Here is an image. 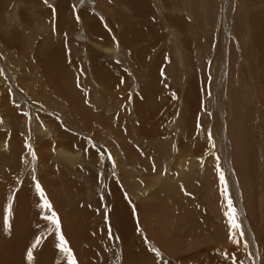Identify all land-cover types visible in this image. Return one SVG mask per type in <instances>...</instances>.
Listing matches in <instances>:
<instances>
[{
  "label": "rangeland",
  "instance_id": "rangeland-1",
  "mask_svg": "<svg viewBox=\"0 0 264 264\" xmlns=\"http://www.w3.org/2000/svg\"><path fill=\"white\" fill-rule=\"evenodd\" d=\"M3 1L4 2L0 3V5L3 6L4 9L2 8L3 11L1 10L0 14H4L5 12L3 19L6 20V23L2 24L3 26L7 27L4 28V34L10 36L11 34H8L14 32L17 29L22 30L24 23L23 21L20 22L17 17H15V15L17 12H20L28 7L29 4L27 0ZM40 1L43 2V4L46 3L51 8H54L57 3V0ZM83 1L78 0L77 2L75 1L71 3L76 12H78L77 9H84L86 6L94 11L96 10L95 12L98 14V16H100L106 27L111 30L109 25L106 24V13H102V11H100L101 13L98 12L99 6L97 1L91 0L89 5H87L86 0ZM256 1L253 0V2H248V0H211L212 4L214 5V9L212 11L215 13V18L211 19V21H209V19L206 22L205 19L202 20V17L204 16L202 11L203 7L200 5L199 7L198 4H194L193 0H191V4L189 3V6L187 5L188 11L177 8L172 11L173 5L170 9H161L160 0H150L149 14L151 15V18H156L160 22V26H162L161 30L163 38L160 40L157 46L153 45L150 40H147L138 44L136 48L138 51L140 50L139 52H144V54L141 53V55L144 57L147 63V66H145V68H147L146 73L154 71V66L156 65L155 63L158 62L155 58H158L156 57L157 55H161L160 61L162 62H158L161 65H157V67L159 66V69L161 66L159 72L165 79H163L162 83L165 85H172L170 88L172 87L173 89H169V93L173 92L172 96L175 95V101L173 100L175 103H171L173 104L172 111H168L167 116L163 118H161V115L164 114V111H167L165 105L167 99L173 97H171V94H169L168 91L164 90L163 94L157 93V97L154 95L150 96V98L153 97L151 99H143L142 91L143 87H145V83H148V78L144 73V69L141 68L140 73L138 72L137 68H135L136 66H131L132 64L130 60L128 57H125V55L128 56L129 51H126L127 53L124 52V50L120 51L123 56L122 58L115 57L114 59H110L113 64H117L116 66L120 68V71L122 70L128 74H126V77L120 78L124 81L119 79V83L116 84V88L118 90L115 88L116 91L115 89H109V91H106L108 89L104 87L105 84L103 81H100L98 77H95L96 80L92 77L93 65L91 63L89 64L88 55L84 52L86 50H83L82 48L78 50L75 46L77 43L76 41H80V45H87V38L85 39L80 35H77V37L74 36L75 44H72L74 48H71L70 51L73 53L72 56H74V59L82 61L81 65L83 67L81 71L80 69H76V71L74 70L75 72L71 71L68 74V81L77 88L76 92L74 90L70 92L68 91V95L72 97L74 96L75 99L79 100L75 101L74 98L71 97L75 102L73 108L78 107L81 113L85 112L88 118L91 119L89 124L92 127L87 126L80 120L78 121L82 123L76 125L70 120V118L67 120L68 124H70V127L61 122L63 131L66 129V132L71 134V136L76 137H74L76 140L71 142L69 139H67L68 136L65 135L66 138L64 137L65 139L62 140H67L65 141L66 145L70 147V144L72 143L73 147L78 146L79 148L77 149L81 151V154H83V156L86 154L84 157L90 158H88V161L87 159L86 161L84 160L83 163H81L82 165L77 163L75 165L77 168L76 170H70L71 173H77L74 176V180H81L82 183H85L87 188L85 187L82 193H77L79 190L78 189L76 190L75 194H70L69 197L64 199L68 201L65 202V204L68 203L70 206L75 205L76 202L73 203L74 201H77V204L80 202L79 205H83V203L86 202L84 205L98 210L100 214H98L97 218L93 220L91 224L96 230L102 231L99 232L100 237L106 236V238L101 237V239L105 242L106 250L104 251L100 250L98 248L99 243L93 240H88L87 242H85L86 240L83 242L80 241L81 245H78L81 248H93L95 253L99 252L101 256L104 255V257L107 259L104 260L108 261V263L110 262V264H123L121 252L122 246L120 245L119 240L116 238V234L113 233V219L110 215L111 213L108 204V196L106 194V185L110 180V182L113 181L119 187L121 186V189L124 187L126 194L129 197L128 200H132L131 204L138 215V226L140 227L141 236L143 239L142 242L145 243L146 247L148 248V252L153 254L154 260H152V262L154 264H169L171 259L177 258L174 255L182 252H189V250L186 249L188 247H185V249H172L175 252L167 251L168 249L162 248L155 240L154 232L151 234V230L155 227V233L158 235L161 223H164L169 227L167 222H172L171 224L173 225V228L177 227L178 236L184 232L186 233V236L188 235V238H186L187 240L184 238V242H193L192 240L195 239V243H201L203 246L213 245V247H217L211 251L213 255V252L217 250L215 251L217 252L215 255L218 256L220 261L218 260L219 262L213 263L228 264L230 261L231 264H234V262H237V264H249V262H251V264H264V37L263 35L261 36L264 30L261 31L262 28H257L254 23L251 25V22H253L252 18L256 15L255 13H261L262 10L264 12V9H261L264 8V0ZM176 2L177 1L174 2L171 0H166V3L169 5ZM177 3L175 5H177ZM252 3H254V5ZM33 4V9L30 11L29 9L26 10L30 12L29 14L31 16H35L37 21L40 19V25L36 26V29H39L40 33L37 34L32 32V40L30 39L31 41L28 42L29 44H23L25 45L24 50L28 49L25 54L26 56H23L24 58H22L21 53H18L15 49L9 50L5 48V46L0 42V94L6 93L11 98L12 105L16 106L18 110H20L21 114L28 116V118L26 117V120H28V125L25 129L21 130L20 136L24 143L25 150L16 155L17 157L10 156L8 154L7 157H5L4 152L7 150L3 151V154L0 153L2 154L0 156V189L9 184L12 188L11 191H13V196L15 197V194L21 190L23 180H25L26 177H30L33 180L31 182L34 185L35 191L37 190L35 193L36 195L38 194V200H40L41 205L46 206L45 202L50 205L51 203L47 193L45 192L46 190H44L39 180L40 175L42 176V173L37 164L38 157L36 155V150L38 149V145L33 139V134L35 133L34 129L36 126H38V123H42L43 121L45 122L46 119H44V116H46L45 118L48 117V120L55 118L59 121L57 114H61V112L57 110V108H63L64 106H60V101L58 98H54L56 99L55 101L57 104L52 102L50 94L53 92L52 95L55 97L54 94L57 95V91L53 88L54 83L50 80V78L45 75L47 77L46 79V77L43 74H40L39 71L31 73L32 68L28 67L27 63H30L29 65L37 64V60L35 61L34 57L38 47L40 46H42L40 50L45 49L48 52H51L52 48L53 50L58 49L62 51V46L60 44L58 45V42H55L59 40L60 35L54 39V42H45V39H47L46 36L49 34L48 21L39 13V9L36 4ZM128 6L129 5L123 6V3H120L116 6V8H118L116 13L125 18L124 20L121 19L120 24H118L119 27L122 25L124 26V21L126 20V24H129L128 27L131 28L135 25V28L138 30H143V20H148L150 16H144L141 11H129L127 8ZM199 8L202 9L201 13L199 12ZM188 12L191 13L192 16L189 15ZM181 13L185 14L181 16ZM177 14H179L180 17L185 15L187 20L189 19L188 22L191 20L192 22L194 20L193 24L196 22V24L190 28L192 31H186V33L177 32L172 28L168 21V16L171 15L176 17L178 16ZM138 15H141L144 19ZM222 19L225 20L223 21ZM202 21L203 23L200 26ZM214 23H216L215 26ZM253 26L256 27V30L255 27L253 28ZM34 28L35 27L32 29ZM198 29L200 31L203 30L202 32L205 34L206 38L209 37V39L207 38L205 41V38L202 35L200 43L206 45L207 41H210L207 43L209 45H207L206 48L205 45L201 46L203 47V50L201 49L200 45L197 46L195 41H193V39H197V42L199 39L198 33H202L199 32ZM252 29L255 30L254 32L259 36H257ZM256 31H258V33ZM186 38H190V45L187 42L189 39L186 41ZM41 43H44V46ZM63 48L65 49V45ZM144 49H148L149 52L146 53ZM186 50L187 52H185L184 55L182 51ZM47 51H45V53L42 51V56H40V58L44 56L48 57L47 55L49 53ZM28 53H31V56H29ZM159 53L161 54L159 55ZM44 59L42 60L44 61ZM184 59L186 61L189 60L190 66L188 65L186 68L190 69L191 71L186 77H183L185 75H182L184 74L182 72L179 78H175L170 74V71L167 72L164 70L165 65L169 61L173 68L183 69V63L186 62ZM28 60L31 61L29 62ZM107 60L110 61L109 58H107ZM163 61L165 63H163ZM260 66L263 68V70ZM87 68L89 72L85 71ZM260 68L262 71H258ZM20 70H25L24 72H26L27 75H25L26 78L24 76L20 78L21 80L19 84H17V80L13 79L14 76H11L12 73ZM195 75L197 76V80L194 79L196 78ZM240 76L241 79H239ZM192 79L193 81L199 82L197 84L199 87H201L199 95L196 98V100L199 101V104L197 105L195 112H193L194 114H192L193 109L182 103L183 100L180 96V94L185 92V90L188 88L186 86H189V83L192 82ZM60 83L62 82L60 81ZM102 84L104 86H102ZM21 85H24L26 90H35V95L30 94L31 96L28 95L30 97L29 98L22 92L23 88ZM180 86L181 89H178ZM66 87L67 86H65V88ZM98 88H101V90H98ZM242 88H245L246 91ZM103 89H105V91H102ZM119 90L122 91L120 94L121 96L118 95ZM99 91L100 94H98ZM108 92L110 97L106 95ZM112 93L115 96H113ZM101 95H103V98ZM162 95L165 97L163 98ZM98 96L101 98V100ZM106 98L109 101H107ZM138 98H140V100ZM95 99L96 101L99 100V102H96ZM105 100L107 104L109 103L113 109L109 108L110 106H108L109 104H106ZM139 101H141L140 104H138ZM156 101L158 103H156ZM162 105L165 107L163 108ZM65 108L66 107L63 109ZM0 110L3 109L0 107ZM140 112L145 113L150 117L152 116L151 118L153 120L148 122L145 117L142 119ZM40 113L42 115H40ZM103 113L105 114L103 115ZM93 115L97 117H94ZM101 116L106 119L102 118ZM190 116L191 119H189ZM93 118H98V120H94ZM110 119H112V121H110ZM105 120L110 122L106 123L107 121ZM104 123H106V127L109 126V124H111L110 126L112 127L106 128L104 127ZM143 126L147 128L146 131H148V133L144 134L142 132ZM119 127L121 128L119 129ZM84 129H86V131ZM109 129H118V132L120 130L119 134L117 135V139H121L120 141L122 142L124 140L122 143L124 147L121 148L120 146H113L110 144L108 138L104 136V134L106 135L107 132H110ZM29 130H31L32 133ZM90 130L93 132L90 133ZM0 131L2 133L10 132V130L6 129L5 127H2ZM25 131L29 132L24 134ZM51 137H48L46 141L52 140ZM103 138H105V140ZM108 142L109 144L107 145ZM55 145L56 144H54V146ZM176 149L184 151L185 153L178 160ZM52 153H54V151ZM126 153L129 155H126ZM129 157H131V159H128ZM133 159L137 161L133 162ZM53 160H55L53 161V165L56 173L59 170L60 171L58 173L66 170L63 159L56 157ZM128 162L133 165H137L138 168H140V171L142 169V173L138 174L139 177L137 179L139 181L140 187H143L144 184L150 185L152 183V185L154 184L153 187L156 186L157 188V186L163 184V186H160L161 195L156 193L155 198L152 199L151 196H148V198L145 196L146 201L150 199L154 202V205L160 204V206H153L151 208L146 206L142 210L139 200L140 195H137L136 191H134L129 185V180L133 175H137V173H126L127 171L124 172L123 170L127 166L126 163ZM180 168H182V170ZM162 170H165L166 173H161ZM45 173L47 172L45 171ZM221 173H223V180L221 179ZM251 173H254L255 178L252 177L251 179V176H253ZM129 174L131 177L128 176ZM90 178L94 179V181L90 180ZM260 180L261 182L263 181V184H261V182L258 183ZM37 184L40 185V189L43 191V196L39 194L41 192L37 189ZM14 197H12L11 200H14ZM68 198H70L71 201L70 199L68 200ZM174 199L176 202L173 204L172 202ZM229 199L232 202V207L235 209V218L241 225L239 229L233 228L231 225V218L229 215L231 209L228 207ZM145 200L144 203L146 202ZM71 202L73 204H70ZM169 203L172 207V210L170 211L173 212V214L170 212L169 214L174 216V218L170 217L171 219L168 217V212H162L163 206L166 210V205ZM13 204L14 202L12 201L5 206H2L0 203V238H2V241H0L2 243L0 244V250L3 249V251L5 250L4 248H6L5 251L9 249L7 245H12L13 247L16 245L17 248H22V243H24V241L22 242V239L20 238H27V236L23 234L24 232L17 231L16 227L14 226L15 211H13ZM45 208L47 209L48 213H44V219L48 218L47 220L51 221L53 219H50V217H54L60 221L52 206H46ZM143 211L149 213L150 215H154V212H157L158 218L156 219L155 216H153L154 220L152 219L144 222V215L142 213ZM192 222H194L196 226L193 234L192 231L190 232V226L194 224ZM1 223H3V225H1ZM174 225L177 226L174 227ZM2 228L4 230L3 232ZM49 228V231L47 230L46 232L49 233L48 235H51L53 232L59 235V237H56L57 239H55L54 244L57 252L66 258L65 263L72 264V262L75 261V264H82L80 262V258L77 255V248H73L72 244L70 242L68 243L64 234L62 233L61 228L59 226L57 227L53 221ZM241 231H243V236L240 235ZM16 233L18 236L15 235ZM106 233H108V238ZM61 235L64 238L65 246L71 250L70 253L62 250ZM43 241L45 240L39 242V247ZM180 242H183V239H179V243ZM4 243H6V245ZM85 244L87 246H85ZM191 250L190 252L194 251L193 247ZM30 262L33 264L32 260H30ZM27 264H29V261ZM142 264H145V262ZM174 264H177V262H174Z\"/></svg>",
  "mask_w": 264,
  "mask_h": 264
},
{
  "label": "bare ground",
  "instance_id": "bare-ground-1",
  "mask_svg": "<svg viewBox=\"0 0 264 264\" xmlns=\"http://www.w3.org/2000/svg\"><path fill=\"white\" fill-rule=\"evenodd\" d=\"M75 1L77 2L78 0H57V3L54 6V8H51L46 3L43 4V2H41L40 0H27L29 6L26 7V8L24 7L25 9H23L20 12L16 11L17 13L15 15V17H17V19L20 22L23 21L24 24L23 23L22 24L24 26H23L22 30L17 29L14 32L9 33L8 35L11 34L10 36H7V35L4 34L5 33V29L4 28L7 27V26H3V24L6 23L5 22L6 20L3 19V16H4L5 12H4V14H0V42L5 46V48H7L9 50L15 49L18 53H21V57L22 58H24L23 56H26L25 54H26V51L28 49L24 50V47L29 41L32 40V36H31L32 32H35L37 34L40 33L39 29H36V26L40 25V22H39L40 19L37 18L38 19V21H37L35 19L36 17L35 16L33 17V15L31 16L29 14L30 12H28L26 10V9H29V11H30L31 9H33L34 8V7H32V6H34L33 3H35L36 6L38 7L39 13L42 16H44L47 19V21H48V33L49 34H48V36H46L47 39H45V42L46 43L54 42L55 41L54 39H56L58 37V35H60L59 36V40L55 41V42H58V45L60 44L62 46V51L58 50V49L53 50V48H52V51L50 50L51 52H48L45 49H43V50L41 49L44 53H45V51H47L49 53V54L46 53V54H48L47 55L48 57H45L43 55L45 57V59H44V57H41L42 59H44V61H43L40 58V56H42L41 55L42 51L40 50V48H42V46H40V47H38V49L36 51V54H35V57H34L35 61L37 60L36 61L37 64L29 65L30 63L29 64L27 63V66L32 68L31 69V73H35L36 71H39L40 74H43L44 76L46 75L48 78H50V80L54 83V84L52 83L53 84V88L57 91V95L54 94L55 97H53V95H52L53 92L50 94V96L52 98V102L56 103V101H55L56 99H54V98H58V100L60 101L59 102L60 106L61 107H63V106L66 107L65 109H63L64 107L63 108H59L58 107L59 109L57 108V110H59L61 112V114H57V117L59 118V121L57 119H55V118H52L51 120H48L49 118L48 117L45 118L46 116H44V119H46L45 122L43 121L42 123H38V126H36L35 129H34L35 133L33 134L34 137L33 136L32 137H33L34 141H36V143L38 145V149L36 148L37 149L36 150V155L38 157L37 164H38L39 169H40V171L42 173V176L40 175L39 180H40V183L42 184L44 190H46L45 192L48 195V198L50 200L51 206L54 208L55 213L58 215V218L60 220L59 221V227L61 228L62 233L64 234V236H65L66 240L68 241V243L70 242L72 244L73 248L74 247L77 248V250H78V254L77 255L80 258V262L82 264H110V262L108 263V261L104 260V259H106L104 257V255L101 256V254L99 252L95 253V250L93 248H91V247H86V248L83 247V248H81L78 245V244H80V241L83 242V241L86 240L85 242H87L88 240H93V241L99 243L98 244V248L100 250H103V251L106 250L105 249V242L101 239V237H105L106 238V236H101L100 237L99 232H102V231L101 230H96L91 224L92 221L97 218L98 214H100V212H98V210H95V209H92L90 207H87V205H84L86 202H84L83 205H79L80 204L79 201H78L79 204H77V201H74V202L72 201L73 203H75V202L76 203H75V205L70 206V205H68V203L65 204V202H68V201L66 199H64V198L69 197L70 194H72V195L75 194L76 190H78V189L79 190L77 191V193H82L83 190L85 189V187L87 188L85 183H82L81 180H74V176L77 173H71L70 170H73V169L76 170L77 168H76L75 165L77 163L81 164V163H83L84 160L86 161V159H87V161H88L90 159L89 157H88L89 159L84 157L86 154L84 156H83V154H81V151L77 149V148H79L78 146L73 147L72 143H71L70 147H68L66 145V142H65L67 140H65V141L62 140V139L66 138L65 135L68 136L67 139H69V141H71V142L73 140H76L75 139L76 137L74 136L75 137L74 138L73 136H71V134L66 132L67 131L66 129H65V131H63V129H62L63 126L61 125V122L66 124L68 127H70V124H68V122H67V120L69 118L76 125L77 124H81L83 122L87 126H90L89 123L91 122V119L88 118V116H87V114L85 112L81 113L79 111L78 107L77 108H73L74 105H75L74 100L75 101H79V100L75 99L74 96L72 97V96L68 95V91L70 92V91L74 90L76 92V90H77V88L72 83H70L68 81V74L71 71H74V70L76 71V69H78V70L80 69V71H81V69L83 67L81 65L82 61L74 59L73 58L74 56H72L73 53H71V51H70L71 48H74L72 46L73 43L75 44L74 36L77 37V35H80L81 37H84L85 39L87 38V40H88V44L87 45H80L81 44L80 41H76L77 43H76L75 46L77 47L78 50H80L81 48L83 50L84 49L86 50L84 52L88 55L89 64L91 63L93 65L92 77L95 80L98 77V79L100 81H103L105 86L103 84H102V86H104V87H106V89H108L106 91H109V89H115L116 88V84L119 83L120 80H122L120 78L121 77H126V74H128V73H126V72H124L122 70L120 71V68H118L116 66L117 64H113V62H111V60H110L111 58L114 59L115 57L122 58L123 56H122V53L120 52L122 50H124V52H126V51L128 52L129 51L128 56L125 55V57H128V59L130 60V62L132 64L131 66L132 67L136 66L135 68H137L138 72H140L141 68L144 69V73L146 74V77L148 78V80H147L148 83L147 84L145 83V87H143V91H142L143 99L150 98V96H154V95L156 96L157 93H160V94L162 93L163 94L164 90L168 91V93H169V89H173V88L172 87L170 88V86H172V85H168V84L165 85V84L162 83L164 78L162 77V75L159 72L160 69H161V66H160L159 69H158L159 66L157 67V65H161L158 62H162V61H160L161 60V55H160L161 53H159L160 56H158V55L156 56L158 58H155L158 62L155 63L156 65L154 66V71L146 73L147 68H145V66H147V63H146V60L144 59V57L141 55V53L144 54V52H139L140 50L138 51V49L136 48V46L138 44H140L142 42H145L147 40H150V42L153 45L157 46L159 44L160 40H162V38H163L162 30H161L162 26H160V22L156 18H151V15L149 14V12H150V0H96L97 3H98V6H99V8H98L99 11L98 12L102 11V13H104V12L106 13V16H107V20H106L107 23L106 24L109 25L111 30L106 27V25L104 24V22L102 21L100 16H98V14L95 12L96 10L94 11V10L90 9L88 6H86L84 9H77L78 12H76V10L74 9V7L71 4L72 2H75ZM86 1H87L86 2L87 5H89L91 0H86ZM93 1H95V0H93ZM171 1H174V2L177 1L179 3L176 2L177 5H175L176 3H171L169 5L168 3H166V0H160L161 9H170L172 7V5H173V10L172 11H174L176 8L180 9V10L188 11L187 10L188 9L187 5L189 6L191 4V0H171ZM249 1L253 2V0L252 1L248 0V2ZM3 2H4L3 0H0V3H3ZM120 3H123V6L124 5H129L127 7L129 9V11H132V10L141 11L144 16H146V17L150 16V18L148 20L145 17L146 20L144 21L143 20L144 18L141 15H138V16L143 18L142 19L143 20V23H142L143 30H138L137 28H135V25L132 26L131 28L128 27L129 24H126V20L124 21L125 25L124 26L122 25V26L119 27L118 24H120L121 19H123V20L125 19L123 16L118 15L116 13L118 11V8H116V6L119 5ZM193 3L194 4H198V6L200 5V6L203 7V10L199 8V10H200L199 12L200 13H201V10L203 11V15H204L203 17L204 18L202 17V20L205 19V21L207 22L209 19H210L209 21H211V19L215 18V13H214V11H212L214 9V5L212 4L211 0L210 1L209 0H193ZM246 4H247V2H246ZM252 4L254 5V3H252ZM30 7H32V8H30ZM2 8H3V6L0 5V11L1 10L3 11L4 8L3 9ZM261 9H264V8H261ZM11 14H13V13H11ZM32 14H34V13H32ZM183 14H185V13H183ZM183 14L181 13L180 15L182 16ZM188 14L191 15V13H189V12H188ZM193 14H194V12H193ZM255 14L256 15L252 18L253 22H251L250 20L249 21L251 22V25H252V23H254V25H256L257 28L258 27H259V29L262 28L261 29V31H262V30H264V12L262 10L261 13L257 12ZM177 15L178 16H176V17L175 16H171V15L168 16V21H169L170 25L177 32H185L186 33V31H190L191 30L190 28L193 27L196 24V22L193 24L194 20H193V22H192V20L190 22H188L189 19L187 20L185 15L183 17H180L179 14H177ZM197 17H198V15H197ZM34 19L36 20V24H35V20ZM200 19H201V17H200ZM33 20H34V22H33ZM202 23H203V21L200 23V26H201ZM215 24L216 23H214V26H215ZM221 24H223V23H221ZM207 26H208V24H207ZM33 27H35V28L32 29ZM254 27L255 26H253V28ZM199 29L201 30L200 27H199ZM32 30H35V31H32ZM200 30H199V32L203 31V30L202 31H200ZM255 30H256V27H255ZM255 30H253V32ZM26 31H27V33H26ZM195 31H197V30H195ZM256 32L258 33V31H256ZM129 34H130V37H129ZM259 34H261V33H259ZM202 35L204 36L205 41H206L207 38L209 39V37L206 38V36H205V34L203 32L202 33H198V38L199 39H198L197 42H196L197 39L196 40L193 39V41H195L197 46L200 45V47L202 45L203 46L205 45V44L200 43ZM256 35L259 36L258 34H256ZM262 35L264 37V32L261 34V36ZM208 36H210V35H208ZM188 39L186 38V41L188 40L187 42L190 45V43H191L190 42V38H188ZM41 42H42V40H41ZM208 42H210V41L208 40L207 43ZM207 43L205 45V48H206L207 45H209ZM23 44H25V45H23ZM42 45L44 46V43ZM64 45H65V49L63 48ZM47 48H49V47H47ZM197 48H199V47H197ZM201 49L203 50V47H201ZM83 50H82V52H83ZM144 51L146 53L149 52L148 49H144ZM182 52L184 54L185 52H187V50L186 51H182ZM210 53H211V49H210ZM200 54H201V52H200ZM203 54H204V52H203ZM29 56H31V53L29 54ZM28 57H26V58H28ZM107 58H109L110 61H108ZM188 58H191V57H188ZM164 61H163V63H165ZM252 61H254V60H252ZM254 62H256V61H254ZM87 63H88V61H87ZM257 63H259V62H257ZM188 65L190 66L189 60L183 63V69L173 68L171 63H170V61H169L165 65L164 70L167 71V72L170 71V74L173 75L175 78H179L181 76L182 72L184 73L182 75H185L183 77H186L191 72L190 69L186 68V66L188 67ZM261 68L258 71H260ZM193 69H195V68H193ZM262 70H263V68H262ZM24 71L20 70V71H17V72L15 71L16 73L15 72L12 73L11 77L14 76L13 79L17 80V84H19V82L21 80L20 78H22L23 76L26 78L25 75H27V74ZM85 71L89 72L88 68ZM194 71H196V70H194ZM88 75H91V74H88ZM44 76H43V78H44ZM47 77H46V79H47ZM195 77L196 78H194V79L197 80V76L196 75H195ZM239 79H241V76L239 77ZM166 80H168V79H166ZM175 80H177V79H175ZM60 81L62 83H60ZM122 81H124V80H122ZM191 81L192 82L189 83V86H186L188 88L185 90V92L181 91L182 93L180 94V96L182 97V100H183L182 103H184L186 106L188 105L191 109H193L192 114H194L193 112H195V110L197 109V105L199 104V101L196 100V98L199 95L201 87H199L198 84H197L199 82L193 81V79ZM164 82H166V81H164ZM99 84H100V82H99ZM24 85H21V86L23 88L22 92L25 95H27V96L30 95V94L35 95L34 94L35 90L34 91L26 90V87H24ZM47 85H49V84H47ZM65 86H67V87L65 88ZM99 89L101 90V88H98V90ZM116 89H115V91H116ZM178 89H181V86ZM238 89H239V87H238ZM242 89L245 90V88H242ZM65 91H67V92H65ZM102 91H105V89H103ZM102 91H101V94H102ZM110 92H111V90H110ZM121 92L122 91L119 90V93L117 92L118 95H120ZM93 93H94V91H93ZM172 93L173 92H170L169 94H171V97H173L174 99L173 98H168L167 99V102L165 104L166 108H167V111H164V114L162 113L163 115H161L162 117L160 116L161 118L167 116L168 111H172V108H173L172 105L173 104H171V103L175 101V97H174L175 95L172 96ZM98 94H100V91H99ZM108 94H109V92L106 95L109 96ZM101 96L103 98V95H101ZM104 96H105V94H104ZM113 96H115V95L113 94ZM71 97L74 98V100ZM164 97L165 96H163V98ZM107 98H106V100L109 101ZM151 98H153V97H151ZM112 99L115 100L114 98H112ZM138 99L140 100V98H138ZM27 100H31V99H27ZM100 100H101V98H100ZM106 100H105V102H106ZM95 101H96V99H95ZM103 101H100V102H103ZM141 101H139L138 104H140ZM80 102H82V101H80ZM96 102H99V100L96 101ZM136 102H137V100H136ZM0 103H1L0 107L3 109V110H0V129L2 127H5L6 129L10 130L9 133H2L0 131V153H2L3 151L7 150L6 152H4L5 157H7V154L10 155V156H16V155L20 154L21 152H23L25 150L24 143H23L22 138L20 136H21V130L25 129L26 126L28 125L27 124L28 120H26V117L28 118V116L27 115L25 116V115L21 114L20 110H18V108L16 106L12 105L11 98L6 93L0 94ZM156 103H158V102L156 101ZM31 104H32V102H31ZM106 104H107V102H106ZM111 105H112V103H111ZM108 106H110V104ZM156 106H158V105H156ZM160 106H161V104H160ZM160 106H159V108H160ZM53 107H55V106H53ZM164 107L165 106H163V108ZM109 108H111V106ZM111 109H113V108H111ZM150 109H151V106H150ZM146 110H148V109H146ZM86 112H88V111H86ZM89 114H91V113H89ZM104 114L105 113H103V115ZM140 114L142 115L141 118L143 119V117H145V119H147L148 122L153 120L151 118L152 116L150 117L149 115H147L145 113H141V112H140ZM40 115H42V114L40 113ZM94 117H97V116H94ZM102 118H104V117H102ZM96 119L98 120V118H95L94 120H96ZM104 119H106V118H104ZM189 119H191V116L189 117ZM78 120H80L82 122H80ZM107 120H105V121H107ZM110 121H112V119H110ZM110 121H107L106 123H108ZM106 123H104L105 124L104 127H106ZM96 124H97V122H96ZM110 125L111 124H109V126H107L106 128L112 127ZM113 125H114V123H113ZM116 126H119V125H116ZM90 127H92V126H90ZM121 127H119V129ZM27 128L30 129L29 127H27ZM84 130L86 131V129H84ZM109 130H110V132H107L106 135L104 134V136H106L108 138V140L110 141V144L113 145V146H120L121 148L124 147L122 145L124 140L122 142V141H120L121 139L120 140L117 139V135L119 134L120 130H119V132H118V129H114V130L113 129H109ZM142 130H143L142 132L144 134L148 133V131H146L147 128L145 126L142 127ZM29 131L32 133L31 130H29ZM29 131H27V132H29ZM87 131H89V130H87ZM27 132L25 131L24 134H26ZM92 132L93 131H91L90 133H92ZM48 137L49 138L51 137L52 140L46 141L48 139ZM103 139L105 140V138H103ZM7 141L10 142V143H8ZM86 142H87V140H86ZM106 142H107V140H106ZM54 144H56V145L54 146ZM108 144H109V142L107 143V145ZM11 147H12V149H11ZM80 147H81V144H80ZM31 150H32V148H31ZM53 151H54V153H52ZM111 153H113V152H111ZM2 154H0V156ZM177 154H178V157H177V160H178L185 153H184V151L177 150ZM126 155H129V154L126 153ZM55 156L56 157H60L61 159H63V162H64V164L66 166L65 167L66 170H63L61 173H58L60 170L56 173V171L54 169V165H53L54 162L53 161H55V160H53V159L56 158ZM128 159H131V157H129ZM137 159H139V158H137ZM132 161L134 162V161H137V160L133 159ZM128 163H126L127 166L123 170H124V172L127 171L126 173H134V174L137 173V175H135V176L133 175L134 177L133 176L131 177L130 174L128 175V176L131 177V179L129 180L130 181L129 185L131 186V188H133L134 191H136L137 195H140L139 200H140V203H141L140 205H141L142 210L146 206L149 207V208H151L153 206H155V207L156 206H160V204L154 205V202L152 200H150V199L146 201L145 200V196H147V198H148V196H151V199L155 198L156 193L160 194V186H163V184L157 186V188H156V186L153 187L154 184L152 185V183L150 185L144 184L143 187H140L139 186V181L137 179L139 177L138 174L142 173L141 172L142 169L140 171V168H138L137 165H133L131 163H129V165H128ZM58 168H62V167H58ZM186 168H187V166H186ZM180 169L182 170V168H180ZM165 170H162L161 173H166ZM45 171L47 173H45ZM153 173H155V172H153ZM69 175L72 177V180H71V177ZM124 175H126V174H124ZM251 175H253V176H251V179H252V177H254L255 175H254V173H251ZM86 176H84V177H86ZM256 178H257V176H256ZM81 179H83V178H81ZM90 180L94 181V179H92V178H90ZM31 181H33L32 178L26 177L25 180H23V184L21 186V190L18 191L15 194V197L13 196L14 194H13V191H11L12 188L10 187L9 184L6 185L5 187H3L2 189H0V195H1V199H0L1 202L0 203L2 204V206H5V205H8L9 202H11V201L14 202V204H13V207H14L13 211H15V213H14V216H15V218H14L15 219L14 220V226L16 227L17 231H19V232L22 231V232H24L23 234H25L27 236V238H25V239H23L20 236L21 237L20 239H22V242L24 241V243H22L23 244L22 248H17L16 245L14 247L12 245L11 246L7 245V247H9V249L7 251H5L6 248H4L5 249L4 251H3V249L0 250V264H27L28 261H29V264H32L30 262V260L28 259V255H27L28 251L32 252V257L33 258L31 260H32L33 264H66L65 263L66 258H64V256H61V254H59L57 252V249H56L55 244H54L55 239H57L56 237H59V235L55 234L54 232H53L54 234L52 233L51 235H48L49 233H46L47 230L49 231L50 224L52 223L53 220H51V221L47 220L48 218L44 219V213L45 212L48 213V211L45 208L46 206L41 205L40 200H38V194L36 195V193H35V192H37V190L35 191L34 185L32 184ZM125 181H127V180H125ZM263 181H264V179H263ZM259 182H261V180L258 181V183ZM262 182H261V184L264 183V182L263 183ZM113 183H114L113 181L110 182V180H109L108 184L106 185L107 186L106 194L108 196V202H109L108 204H109L110 213H111L110 215H111V217L113 219V223H112V227H113V230H114L113 233L116 234V236H117L116 238L119 240V243L122 246L121 247L122 248L121 252H122V258H123V260H122L123 264H142L144 262H145V264H151V263H153L152 260H154V256H153V254L148 252V248L146 247L145 243L142 242L143 239H142V236H141L140 227L138 226V215H137V212H135V210L133 208V205L131 204L132 200H128L129 197L126 194V191H125L124 187H123V189H121V186L119 187L118 185H116L115 183L113 184ZM155 184H157V183H155ZM39 194L41 195V193H39ZM12 197H14V200H11ZM86 198H84V199H86ZM69 199L70 198H68V200ZM144 200L146 201L145 203H144ZM70 201H71V199H70ZM72 202L70 204H73ZM175 202H176V200L174 199L172 203L174 204ZM89 206H90V204H89ZM166 206H167L166 210H165V208L163 206L162 212H168L169 219H171L172 217L174 218V216L172 215L173 212L170 211V210H172L171 209L172 207L170 206V203L168 205H166ZM2 212H1V215H2ZM169 212L172 213L171 214L172 216L169 214ZM142 213H143V215L145 217V218L143 217L144 222L152 220V219L154 220L153 216H155L156 219L158 218V216H157L158 213L157 212H154V215L153 214L150 215L149 213H146L145 211H143ZM172 221H173V219H172ZM167 223L169 224V227L166 226L164 223H161V227L159 229L158 235H157V233H155V231H156L155 227H154V229L151 230V234L154 232V238L158 242V244L162 248L168 249L167 251L175 252L174 250L181 249V248L185 249V247H188L186 249L189 250L188 253L182 252V253H179L177 255H174L177 258L171 259L169 261V264H174V262H177V264H217V263H213V262H219L220 261L218 256L215 255L217 253L215 251H217V250H215L213 252V255H212V251H211L212 249H215L217 247H213V245L212 246H207V245L203 246L201 243H195V241H194L195 239L192 240L193 242H189V240H188L189 243H186V241L184 242V240L186 238H188L187 237L188 235L186 236V233L184 232V233H181L178 236L177 235V227H175L177 225H174V227L176 228L175 229V228H173V225L171 224L172 222H167ZM189 223H190V221H189ZM192 223H194V222H192ZM135 224H136V228H135ZM162 224H163V226H162ZM196 224H197V222H196ZM1 225H3V223H1ZM154 225H155V222H154ZM195 227H196L195 223L192 226H190V232L192 231V234L194 233ZM10 228H11V226H10ZM134 228H135V230H134ZM3 231L4 230L2 228V232ZM170 233H172V234H170ZM233 233H235V232H233ZM106 234H107V238H108V233H106ZM1 235H3V234H1ZM15 235H17V233ZM20 235H21V233H20ZM169 235H171V236H169ZM17 239H19V238H17ZM179 239H183V242L179 243ZM38 240H39V242L42 241V240H45V241L41 242L40 247L38 245L33 247V245L36 244V242ZM0 241H2V238H0ZM0 244H2V243L0 242ZM4 244L6 245V243H4ZM85 246H87V245L85 244ZM4 247H6V246H4ZM192 247H193L194 251L190 252ZM172 249H174V250H172ZM206 256H207V258H206ZM142 261H144V262H142ZM228 264H231V262L229 261ZM234 264H237V262H234ZM249 264H251V262H249Z\"/></svg>",
  "mask_w": 264,
  "mask_h": 264
},
{
  "label": "snow or ice",
  "instance_id": "snow-or-ice-1",
  "mask_svg": "<svg viewBox=\"0 0 264 264\" xmlns=\"http://www.w3.org/2000/svg\"><path fill=\"white\" fill-rule=\"evenodd\" d=\"M223 173H221V179L223 180ZM37 189L40 190L41 192V195L43 196V191L42 189H40V185L37 184L36 185ZM46 206L47 207H51L50 204H48L47 202H45ZM228 207L231 209V212L229 213L230 215V218H231V225L233 228H237L239 229L241 227V225L237 222L236 218H235V209L232 207V202L231 200L229 199L228 201ZM50 219H53V223L57 225V227L59 226V221L58 219H55L54 217H50ZM241 236H243V231H241L240 233ZM39 244V240L36 242V244L33 245V247L37 246ZM61 248L62 250L66 251V252H69L70 253V249H68L66 246H65V242H64V238L63 236H61ZM28 259L31 260L33 257H32V252L31 251H28ZM72 264H75V261L72 262Z\"/></svg>",
  "mask_w": 264,
  "mask_h": 264
}]
</instances>
